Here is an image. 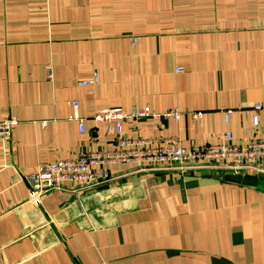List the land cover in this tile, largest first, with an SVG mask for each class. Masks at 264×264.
<instances>
[{"label": "crops", "instance_id": "1", "mask_svg": "<svg viewBox=\"0 0 264 264\" xmlns=\"http://www.w3.org/2000/svg\"><path fill=\"white\" fill-rule=\"evenodd\" d=\"M95 74L96 85H80ZM255 104L264 0H0V122L20 121L0 142V264H264V176L250 187L222 172L113 165L110 182L70 184L41 206L25 180L40 164L115 150L107 124L93 121L106 109L177 111L179 121L124 133L192 147L226 132L236 145L263 140Z\"/></svg>", "mask_w": 264, "mask_h": 264}, {"label": "built area", "instance_id": "2", "mask_svg": "<svg viewBox=\"0 0 264 264\" xmlns=\"http://www.w3.org/2000/svg\"><path fill=\"white\" fill-rule=\"evenodd\" d=\"M138 44V38L133 40ZM48 79L53 80L52 67L48 68ZM98 75L93 79L80 83L82 86L96 85ZM75 111L70 118L79 122L80 132L85 133V119L80 118L77 111L79 103L74 101ZM255 112L264 111V104H255ZM253 117V125H259L258 114ZM231 110L225 112L226 124H229ZM195 121L203 119L202 113H194ZM174 120L179 121L181 114L177 111L158 113L146 107L133 108L125 112L120 108L106 109L95 115L93 121L107 124L108 133L114 136L115 150L82 151L73 159L57 160L50 164H40L36 170L25 177L30 184L29 202L41 206L45 195L52 192L66 191L70 184H78L82 189H92L111 181L109 166L136 164L143 171L157 172L163 170L207 171L224 174L252 177L264 176V136L261 141H253L243 145L233 143L231 132H226V140L221 144L195 145L185 147L177 139H129L123 130L125 124L142 120ZM20 121L17 118L0 122V142H9Z\"/></svg>", "mask_w": 264, "mask_h": 264}, {"label": "water", "instance_id": "3", "mask_svg": "<svg viewBox=\"0 0 264 264\" xmlns=\"http://www.w3.org/2000/svg\"><path fill=\"white\" fill-rule=\"evenodd\" d=\"M222 179L225 182L237 184V185H244L250 187H257L260 185V179L258 177H252V176L226 174L223 176Z\"/></svg>", "mask_w": 264, "mask_h": 264}, {"label": "rangeland", "instance_id": "4", "mask_svg": "<svg viewBox=\"0 0 264 264\" xmlns=\"http://www.w3.org/2000/svg\"><path fill=\"white\" fill-rule=\"evenodd\" d=\"M261 183H263V180H261Z\"/></svg>", "mask_w": 264, "mask_h": 264}]
</instances>
